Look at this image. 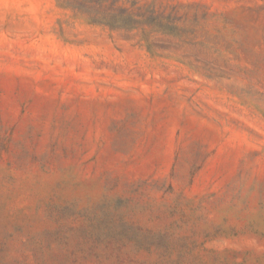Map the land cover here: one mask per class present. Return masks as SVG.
Masks as SVG:
<instances>
[{
	"label": "rangeland",
	"instance_id": "rangeland-1",
	"mask_svg": "<svg viewBox=\"0 0 264 264\" xmlns=\"http://www.w3.org/2000/svg\"><path fill=\"white\" fill-rule=\"evenodd\" d=\"M95 3L0 0V264H264V0Z\"/></svg>",
	"mask_w": 264,
	"mask_h": 264
},
{
	"label": "trees",
	"instance_id": "trees-1",
	"mask_svg": "<svg viewBox=\"0 0 264 264\" xmlns=\"http://www.w3.org/2000/svg\"><path fill=\"white\" fill-rule=\"evenodd\" d=\"M90 2H96L95 5L99 6V8H101V7H103L105 0H90ZM118 8H119L118 10L120 11L119 14H118L120 19H123L122 15L125 14V13L128 14L127 18H129L131 16L130 12H129V9H127L125 7H118Z\"/></svg>",
	"mask_w": 264,
	"mask_h": 264
}]
</instances>
